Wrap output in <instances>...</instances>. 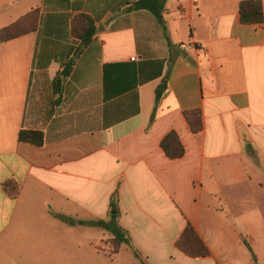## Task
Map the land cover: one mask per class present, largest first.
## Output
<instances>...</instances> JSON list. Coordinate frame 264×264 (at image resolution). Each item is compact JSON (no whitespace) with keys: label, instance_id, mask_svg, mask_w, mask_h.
<instances>
[{"label":"crops","instance_id":"1","mask_svg":"<svg viewBox=\"0 0 264 264\" xmlns=\"http://www.w3.org/2000/svg\"><path fill=\"white\" fill-rule=\"evenodd\" d=\"M137 1L0 0V30L38 17L0 42V264H142L135 251L147 264H264V23L239 15L253 0H165L161 21ZM82 15L101 32L60 85ZM149 61L164 69L143 83ZM23 130L43 146L19 142ZM172 132L181 159L161 147ZM115 193L130 246L90 224L110 221ZM188 224L209 256L177 248Z\"/></svg>","mask_w":264,"mask_h":264},{"label":"trees","instance_id":"2","mask_svg":"<svg viewBox=\"0 0 264 264\" xmlns=\"http://www.w3.org/2000/svg\"><path fill=\"white\" fill-rule=\"evenodd\" d=\"M165 9V0H138L131 8L132 11H146L151 13L157 20H162V14ZM240 21L244 25H262L264 23V9L263 3L259 0L244 1L240 4L239 8ZM38 23L37 13L33 12L27 17L17 21L16 23L0 30V42L5 43L14 40L22 35L30 33L36 30ZM29 29V26L32 25ZM96 23L94 19L88 15H82L76 18L72 24L73 36L80 41L79 46L73 54V58L65 65L64 70L61 72L58 79V83L62 85V82L70 77L76 61L80 58L85 49L89 46L92 39L96 35ZM148 65L156 68L152 75L146 77L142 82L151 81L162 76L164 69V62L162 61H149ZM116 65H108L106 67V75H109V69L114 68ZM167 90V83L163 82L156 90L155 98V110L161 102L165 92ZM155 112L152 116L154 120ZM186 119L191 131L194 134H199L203 131V116L200 110H193L186 113ZM18 140L21 143H27L35 147H41L45 143V135L41 131L36 130H23L19 133ZM161 147L167 157L170 159H181L185 155V150L180 142L176 133H170L161 143ZM5 189L10 193L12 198H16L19 189L10 182L5 184ZM118 193H115L111 201V214L110 221H96L90 222L92 226L102 228L108 231L114 238L118 246L121 244L131 245V240L128 234L122 230L118 225ZM71 225L79 224L85 225L82 221H74L71 218H63ZM177 248L190 258H205L209 256V249L197 234L196 230L188 224L181 238L177 241ZM247 247L250 249L249 245ZM135 256L141 260L142 264H147L141 259L140 255L135 251ZM255 261L256 258L253 257Z\"/></svg>","mask_w":264,"mask_h":264},{"label":"built area","instance_id":"3","mask_svg":"<svg viewBox=\"0 0 264 264\" xmlns=\"http://www.w3.org/2000/svg\"><path fill=\"white\" fill-rule=\"evenodd\" d=\"M180 48L185 51H197L198 50V47L196 46V44L192 42L180 44ZM132 60L135 61L136 58H133Z\"/></svg>","mask_w":264,"mask_h":264},{"label":"water","instance_id":"4","mask_svg":"<svg viewBox=\"0 0 264 264\" xmlns=\"http://www.w3.org/2000/svg\"><path fill=\"white\" fill-rule=\"evenodd\" d=\"M101 31H100V29L99 28H97V30H96V33H100Z\"/></svg>","mask_w":264,"mask_h":264},{"label":"rangeland","instance_id":"5","mask_svg":"<svg viewBox=\"0 0 264 264\" xmlns=\"http://www.w3.org/2000/svg\"><path fill=\"white\" fill-rule=\"evenodd\" d=\"M33 24L29 26V29L32 28Z\"/></svg>","mask_w":264,"mask_h":264}]
</instances>
